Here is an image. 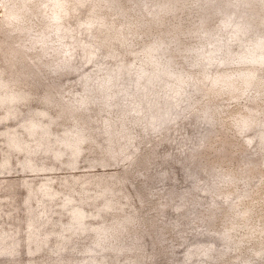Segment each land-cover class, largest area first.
<instances>
[{
	"label": "rangeland",
	"instance_id": "1",
	"mask_svg": "<svg viewBox=\"0 0 264 264\" xmlns=\"http://www.w3.org/2000/svg\"><path fill=\"white\" fill-rule=\"evenodd\" d=\"M244 2L0 0V55L23 57L12 83L0 58V264H264V0ZM202 145L205 191L180 165Z\"/></svg>",
	"mask_w": 264,
	"mask_h": 264
},
{
	"label": "trees",
	"instance_id": "2",
	"mask_svg": "<svg viewBox=\"0 0 264 264\" xmlns=\"http://www.w3.org/2000/svg\"><path fill=\"white\" fill-rule=\"evenodd\" d=\"M226 3H228L229 5L232 4L233 6L236 5L237 7H243V6H245L244 5L245 4L244 0H236V1H234V0H226ZM159 6H161L160 7L161 8L160 12L158 14L154 15V16H151V17H154L155 19H161V17H163V15L167 12V8H165V3H162L161 2L159 4ZM73 8H74V10L76 12H78L77 5H74ZM226 8H227L226 5L223 6V8L221 6V10L223 11V13H225V16L227 18L234 19V21H237V18H235L234 14L231 11H227ZM71 14H72V9L70 11H68V15L71 16ZM147 16L148 15H146V16L142 15V18L145 20V19H147ZM256 23H258V21L254 22L253 25L255 26ZM216 38H217V36H216ZM99 47L100 46L98 45V48ZM261 49H264V46ZM146 50H151V48L148 46V48ZM14 51H13V53H9L8 51L6 52L5 50H3L2 54L0 55V58L2 56V57H4V60H5V67H2V69H3L2 71L3 72H1V73H3L4 75L9 76L8 81H10V83H12V81L15 82V80H14L15 71L13 70V67H15L16 63L19 62L23 58L22 57V54H21V51L22 50H20V48H14ZM172 59H173V57H170V59L167 60L168 63L165 66V71H169L170 69H172V67H173ZM89 62H91V61H89ZM109 67H111V66H109ZM63 68H65V70L70 71V72L71 71H74L76 69L75 67H73L71 65H67V64ZM127 69H131V68H127ZM127 69H125V70L127 71ZM23 73L26 74V76L27 75L28 76L25 77V78H20V80L23 79V80H21V82H23L24 84L26 83L27 85L30 86V88H31V86H44L45 85V84L42 83L41 78L35 72H33L32 74H28L27 72H23ZM182 78H183V76H182ZM114 80H115V77H113V78L110 77V79H108L109 83H111ZM138 87H140V86H138ZM91 90H93V86L90 88V91ZM195 91H196V88H195ZM47 92L48 91H46L44 88L42 89V91H41V93H43L42 94L43 95L42 98L46 97L45 94H47ZM15 94L19 95L18 93H15ZM106 95H107V91L106 92L101 91V94L99 95L98 98H100V97L103 98ZM19 98H21L20 95H19ZM22 98H23L22 100H27L28 98H30V96H29V94L27 96L25 94V96H23ZM142 101L143 100H140V102H139L140 104L138 103L140 108H144L145 107V105H143L144 103ZM207 106L208 105H206L205 108H202L201 109L202 112L200 114H198V115L196 113L194 114V116H196V118L199 119L202 122H210L211 121L210 116L212 114V110L209 108V106L208 107ZM77 114H79V113H77ZM163 115H165V113H163ZM163 115H162L161 119L164 117ZM161 124H162V122H161ZM50 125H52V124H50ZM96 125H95V127H91V128L99 129V132H101V133L102 132L103 133L105 132L107 134V136L109 135L108 136V143H110V144L107 145V146L110 148V150L107 149V152H105V150H104L105 155L108 158L117 159V158H120L119 155H124L125 153H131L130 150H132L133 148H130L129 149L127 147V145L130 143L132 145V147H134L133 146L134 144L132 142V138H130L128 136L127 137V140H124L123 139L124 137L122 136L121 132H119L121 130V128L119 127L118 124H114V125L102 124L101 125V123H99L97 126ZM120 142H122V143L124 142L123 143L124 147H122V144H121L120 145V149H116L114 145H116V143H120ZM204 147L205 146L202 145L199 148H196L195 150H191L189 152L187 150L185 152H183L184 150H182V153H185L184 155H186V156H185V159L184 160H181V162H180V165L181 166H188V164H189L188 162H190V159L193 158L194 159V162H193V167L191 168V171L193 172V176L194 177L201 176L204 173L206 175H208V178H203L202 179V181H206V182H202L204 184H201L199 186L202 189L204 188L203 191H205V186L208 185L209 180H210V182L211 181L217 182V180H220V179L224 178V175H221L220 173L214 172L210 168V166H206L204 168L205 169L204 172H201L199 170L198 165H199V162L201 161V159L204 156V150H205ZM224 149H225L224 147H222V148L219 147L218 148L219 153H223L224 152ZM112 150L114 152H112ZM167 155H169V154H167ZM228 155H229L228 152L225 153L226 158L229 157ZM131 164H136V163L133 160V161H131ZM207 179H209V180H207ZM124 182H125V178H123V177L118 181L119 184H121V183L123 184ZM119 184H117V187H114V188L113 187L112 188L111 187L106 188V191L105 192L110 191L111 193H115L119 189V187H118ZM184 202L185 201H183L182 204ZM109 205L110 204L108 203L107 206L109 207ZM131 218H129V216H127V218L124 217L122 219L123 222H125V224H126V228L129 227V225L131 224ZM212 221H213V218L211 216H207V218L203 221V226L206 227V228H208L211 225ZM140 234L141 233H138V234L134 235L135 238H138L139 239L141 237ZM34 250H35V248H31L30 251L33 252ZM208 253H209V251L208 250H205V252L203 254L205 256H208L207 255ZM220 258H221V254H218V255H215V258L214 259L215 260H219ZM136 259H138V260H135V261H140L141 258H136ZM136 263H138V262H136Z\"/></svg>",
	"mask_w": 264,
	"mask_h": 264
}]
</instances>
